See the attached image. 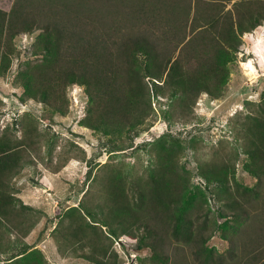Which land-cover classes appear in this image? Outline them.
I'll return each mask as SVG.
<instances>
[{
    "label": "trees",
    "instance_id": "obj_1",
    "mask_svg": "<svg viewBox=\"0 0 264 264\" xmlns=\"http://www.w3.org/2000/svg\"><path fill=\"white\" fill-rule=\"evenodd\" d=\"M231 1L14 0L8 12L0 9V77L21 56L17 37L34 35L30 55L17 65L13 81L22 88L19 101L35 100L51 115L64 116L68 87L80 86L87 97L80 125L105 136L107 152L133 149L134 138L151 126L152 99L165 97L193 115L200 95H223L241 36L264 22V0H235L226 9ZM244 105L248 112L232 126L234 151L197 166L202 186L192 183L173 148L179 139L167 131L150 145L154 162L145 180L109 171L104 208L81 200L56 214L50 233L58 248L90 264H117L112 242L122 236L137 250L149 248L154 264H167L157 232L170 231L174 239L192 244L196 264H223V255L208 241L217 231H237L249 214L247 206L264 199V101ZM163 116L171 127L169 112ZM23 130L24 137H16L9 126L0 130V227L7 228L0 231V261L49 264L41 250L23 241L45 215L23 204L12 183L31 161L25 159L28 147L40 137L30 134L37 132L32 125ZM45 144L51 154V137ZM240 155L243 170L256 180L253 186L235 179ZM91 174L89 168L86 178L94 179ZM210 198L218 203L222 222L210 221ZM256 212L255 222L264 231V204ZM9 214L18 231H9ZM26 220L30 226L22 231ZM263 247L247 249L242 262L264 264Z\"/></svg>",
    "mask_w": 264,
    "mask_h": 264
},
{
    "label": "rangeland",
    "instance_id": "obj_2",
    "mask_svg": "<svg viewBox=\"0 0 264 264\" xmlns=\"http://www.w3.org/2000/svg\"><path fill=\"white\" fill-rule=\"evenodd\" d=\"M12 1L0 0V6L8 10ZM234 2L232 0L227 3L225 8L230 9ZM261 28L264 29V24L241 36L240 51L234 63L229 66V77L220 98L211 99L206 94L200 95L193 115L178 109L175 103L172 105L165 97L152 99L154 114L150 116L151 126L134 138L133 149L116 153L107 152V146L102 145L106 141L105 136L80 125L79 121L85 116L87 108V97L82 87H68L67 114L64 116L51 115L47 107L35 100L25 103L19 101L22 88L13 82L17 65L26 55H30L34 42V35H19L15 44L20 49L21 56L13 59L7 76L0 77V130L9 126L16 137H24L25 125H32L37 132L30 134L37 133L40 137L33 136L34 144H30L25 154V159L31 158V161L13 178L14 187L19 192L22 189L27 201L42 207L54 217L50 226L52 229L57 222L56 214L76 206L81 200L90 208L95 209V203L104 208L105 177L113 170L124 171L136 181L145 180L154 162L155 149L150 145L167 131L179 139L177 143H180V148L177 143L173 148L179 152L180 161L192 174V183L202 186L204 181L197 175V166L210 159L221 160V157L223 159L234 151L235 132L232 126L248 112L244 104L264 101V30ZM249 62L254 69L252 72L245 67V63ZM166 111L172 121L171 127H168V121L163 116ZM47 136L51 137V154L47 153ZM87 161H91V166ZM243 161L244 156L240 155L235 179L253 186L256 180L243 170ZM89 168H92L91 175L95 176L94 179L86 178ZM261 191L264 192V182ZM213 203L210 198L213 210L210 221L215 219L222 222L223 218L218 216L219 205L217 202ZM263 204L264 199L247 206L249 214L238 225L237 231H217L208 241V246L223 255V264H244L242 260L247 249L257 250L264 246V231H260L261 223L259 226L255 222L256 211ZM32 216L35 218L36 215ZM43 221L49 222L48 217ZM39 232L31 231L27 240L32 249L38 247L42 251L49 264H90L74 257L71 250L65 255L62 247L58 248L55 235L50 233V229L40 236ZM157 237H161L159 250L167 256V264H196L192 244L174 239L170 231H158ZM258 239L261 240L257 242ZM130 246L136 255L131 264H154L150 259L149 248L137 250L135 244ZM112 249L118 255L117 264H129L127 250L114 240ZM0 264L4 262L1 261Z\"/></svg>",
    "mask_w": 264,
    "mask_h": 264
},
{
    "label": "crops",
    "instance_id": "obj_3",
    "mask_svg": "<svg viewBox=\"0 0 264 264\" xmlns=\"http://www.w3.org/2000/svg\"><path fill=\"white\" fill-rule=\"evenodd\" d=\"M5 1V0H4ZM14 1V0H13ZM13 1H12V4H13ZM10 2V1H9ZM12 4H11V6H12ZM11 6H10V8H11ZM10 8L7 10V9H4V8H2L1 6H0V9L1 10H4V11H6V12H8L9 10H10ZM263 24H264V22H263ZM262 24V25H263ZM262 25H260V26H258V27H261ZM257 27V28H258ZM256 28V29H257ZM261 29H263V28H261ZM264 30V29H263ZM43 184H45V183H43ZM47 186V185H46ZM20 191L21 192H19L18 194L19 195H17V197L18 198H20L21 199V201L23 202V204H25V205H30V206H32V207H35V208H38V209H40V210H42L43 212H44V214L46 215V216H43V217H41L39 220H38V222L35 224V226L30 230V231H49V229H50V231H52V229L55 227V225H56V223L54 224V227L51 229L50 228V226H51V221H49V222H47V223H44L45 221H43V220H45V217H48V220H51L53 217H51V215H50V213H47L44 209H42V207H40V206H38V205H36V204H34V203H31V202H29V201H27L26 200V198L25 197H27V196H25V194L23 193V191H22V189H20ZM29 214H31L30 212H29ZM16 218H14L13 217V215H11V214H9L8 216H7V218H6V220H8L7 221V224H8V226H10L11 227V225H14L13 223H14V220H15ZM5 221V220H4ZM30 220H26V222L24 223V225L22 226V228H21V230L23 231V230H27L28 228H29V226H30V222H29ZM53 222H54V220H53ZM7 228H3V227H0V231H7L6 230ZM9 231H18L17 229H15L14 227H11L10 228V230ZM27 237L28 236H26L25 238H23V241L25 242V243H27V244H29V242H28V240H27ZM41 242V240L38 242V244ZM36 248H38V247H36ZM1 257H4V255H1ZM0 263H1V261H0Z\"/></svg>",
    "mask_w": 264,
    "mask_h": 264
},
{
    "label": "built area",
    "instance_id": "obj_4",
    "mask_svg": "<svg viewBox=\"0 0 264 264\" xmlns=\"http://www.w3.org/2000/svg\"><path fill=\"white\" fill-rule=\"evenodd\" d=\"M114 242L119 243L121 248L127 250L128 256L130 257L129 264H131V262L135 260L136 255H135L134 250L131 248L129 243L126 241V239H124L123 237H120V238L114 239ZM129 257H128V259H129Z\"/></svg>",
    "mask_w": 264,
    "mask_h": 264
},
{
    "label": "bare ground",
    "instance_id": "obj_5",
    "mask_svg": "<svg viewBox=\"0 0 264 264\" xmlns=\"http://www.w3.org/2000/svg\"><path fill=\"white\" fill-rule=\"evenodd\" d=\"M245 67H247V69L250 71V72H252L254 69H253V67H252V65L250 64V62L249 63H245Z\"/></svg>",
    "mask_w": 264,
    "mask_h": 264
}]
</instances>
